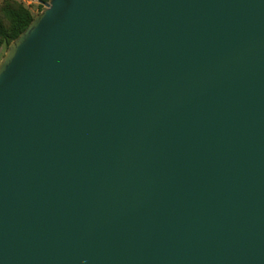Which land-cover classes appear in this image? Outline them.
I'll list each match as a JSON object with an SVG mask.
<instances>
[{"label":"water","instance_id":"water-1","mask_svg":"<svg viewBox=\"0 0 264 264\" xmlns=\"http://www.w3.org/2000/svg\"><path fill=\"white\" fill-rule=\"evenodd\" d=\"M0 60V264H264V0H50Z\"/></svg>","mask_w":264,"mask_h":264},{"label":"trees","instance_id":"trees-1","mask_svg":"<svg viewBox=\"0 0 264 264\" xmlns=\"http://www.w3.org/2000/svg\"><path fill=\"white\" fill-rule=\"evenodd\" d=\"M46 4L50 0H39ZM39 13L43 10V5H39ZM35 15L24 3L7 1L0 8V50L8 46L22 34L34 20ZM7 50V49H6Z\"/></svg>","mask_w":264,"mask_h":264},{"label":"rangeland","instance_id":"rangeland-1","mask_svg":"<svg viewBox=\"0 0 264 264\" xmlns=\"http://www.w3.org/2000/svg\"><path fill=\"white\" fill-rule=\"evenodd\" d=\"M7 1H15L17 3H24L25 4V1L26 0H0V8L7 2ZM27 6V4H25ZM31 12L36 16L39 14V6L38 5H32V6H27ZM43 9H44V6H43ZM6 47H2L1 50H0V60L2 59V57L4 56L5 52H6Z\"/></svg>","mask_w":264,"mask_h":264},{"label":"built area","instance_id":"built-area-1","mask_svg":"<svg viewBox=\"0 0 264 264\" xmlns=\"http://www.w3.org/2000/svg\"><path fill=\"white\" fill-rule=\"evenodd\" d=\"M25 4H27V6H32V5H40V1L39 0H26L25 1Z\"/></svg>","mask_w":264,"mask_h":264}]
</instances>
